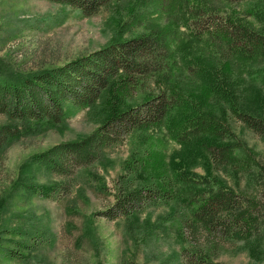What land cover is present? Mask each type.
I'll return each instance as SVG.
<instances>
[{
  "label": "rangeland",
  "instance_id": "obj_1",
  "mask_svg": "<svg viewBox=\"0 0 264 264\" xmlns=\"http://www.w3.org/2000/svg\"><path fill=\"white\" fill-rule=\"evenodd\" d=\"M144 1L115 0L87 17L47 0H0V58L16 72L35 73L141 36L147 26L137 21L147 25L157 24L158 19ZM213 1L210 12L220 13L224 21L232 17L254 31L264 30V2ZM181 31L182 48L194 37L191 30ZM200 38L183 50L190 63L181 55L176 57L175 78L200 95L199 66L194 62L215 56L217 85L225 93L218 94L215 83L202 111L218 123L219 136L234 146V155L225 164L212 161L210 175L204 164L207 159L201 157L191 165L190 175H184V170L177 173L189 176L206 192L196 197L197 206L218 191L232 194L238 204L236 227L224 230L206 221L192 222L187 203L193 197L191 188L177 181L170 165L161 172L162 158L168 164L173 153L181 150L166 124L132 133L96 163L78 168L69 177L36 171L31 185L59 187L50 198L38 188L34 193L24 185L33 177L21 173V167L33 156L78 141L99 126L87 110L70 109L65 124L25 137L0 153V264H264V136L235 113L241 108L264 118V60L251 63L254 59L248 58L241 63L232 58L234 47ZM227 62L230 71L224 68ZM254 95L259 99L253 100ZM7 123L0 116V128ZM155 148L161 162L156 169H145L141 161L152 156ZM166 182L173 186L168 200L158 192ZM138 190L141 202L121 211L119 204ZM110 211L114 220L108 219ZM221 216L224 220L231 215Z\"/></svg>",
  "mask_w": 264,
  "mask_h": 264
},
{
  "label": "trees",
  "instance_id": "obj_2",
  "mask_svg": "<svg viewBox=\"0 0 264 264\" xmlns=\"http://www.w3.org/2000/svg\"><path fill=\"white\" fill-rule=\"evenodd\" d=\"M47 1L91 17L115 0ZM215 1L228 4L245 0ZM143 3L150 6L152 17L158 18L155 20L157 24L146 25L140 19L137 24L147 26L141 36L114 42L61 67L27 74L9 69L0 58V116L8 120L0 128V153L25 137L65 124L70 109L87 110L91 118H96L99 126L92 134L53 146L33 156L21 167V173L33 177L24 185L34 189V193L38 188L45 198H50L59 186L31 185L36 171L45 170L56 177H69L78 168L96 163L107 149L120 145L132 133L152 127L162 128L166 124L181 150L173 153L168 164L162 158L164 169L161 172L170 165L177 181L191 188L189 191L193 197L187 199V203L191 208L192 222L206 221L210 226L224 230L236 227L238 204L230 196L232 194L218 191L197 206L196 197L206 192L189 176L184 178L177 173L184 170V175H190L191 165L197 163L199 157L207 159L204 164L209 175L212 161L225 164L233 160L234 146L223 142L218 123L202 111L206 94L209 89H214L215 83L217 93H225L217 85L220 78L216 69L218 61L215 56L195 60V65L199 66L197 87L202 91L198 96L175 78L174 63L180 55L190 63L183 50L193 47L200 37L218 41L229 49L234 47L232 58L241 63L250 61L248 58L254 59L251 63L264 60V30L254 31L238 24L232 17L224 21L220 13L210 12L215 4L213 0H197L196 3L191 0H146ZM182 28L191 30L189 34L194 38L181 48ZM230 65L227 62L224 66L226 71H230ZM230 90L234 88L230 87ZM252 99L258 100L259 97L254 95ZM235 113L247 127L264 136V118L241 108ZM152 151V156L141 161L145 169H156V163L161 162V157L157 156L160 151L156 148ZM172 187L166 182L164 186L160 185L158 192L168 200ZM141 200L140 191H133L118 207L127 212V208L138 205ZM224 212H229L230 219L223 220L221 214ZM106 214L108 219H115L111 211Z\"/></svg>",
  "mask_w": 264,
  "mask_h": 264
}]
</instances>
